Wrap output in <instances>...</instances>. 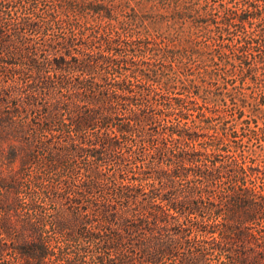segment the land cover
<instances>
[{"label":"trees","instance_id":"1","mask_svg":"<svg viewBox=\"0 0 264 264\" xmlns=\"http://www.w3.org/2000/svg\"><path fill=\"white\" fill-rule=\"evenodd\" d=\"M248 102L264 0H0V264H264Z\"/></svg>","mask_w":264,"mask_h":264},{"label":"rangeland","instance_id":"2","mask_svg":"<svg viewBox=\"0 0 264 264\" xmlns=\"http://www.w3.org/2000/svg\"><path fill=\"white\" fill-rule=\"evenodd\" d=\"M254 102L256 104L257 100ZM251 108L250 102H248L243 107L242 112H227L228 120H226V123L229 131L235 128L238 133L234 140L237 142L239 150L234 154H230L229 157L244 154L246 165H250L255 170L252 174H249L251 176L246 179V185L254 188L255 193H257L254 199L258 202V196H264V115L255 117L251 112ZM261 110L263 113L264 106H261ZM234 117L237 118L236 122ZM247 121L248 124H246ZM220 122L221 125L222 121ZM227 158L224 157L220 160L228 162L229 159ZM239 163L242 165V161ZM248 226L252 231L258 232L264 226V220H256ZM220 255L218 252H214L211 257V264H225L224 262L227 264L225 257Z\"/></svg>","mask_w":264,"mask_h":264}]
</instances>
